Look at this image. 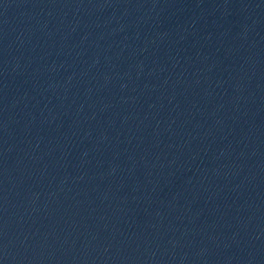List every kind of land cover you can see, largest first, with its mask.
I'll list each match as a JSON object with an SVG mask.
<instances>
[{
  "label": "water",
  "instance_id": "obj_1",
  "mask_svg": "<svg viewBox=\"0 0 264 264\" xmlns=\"http://www.w3.org/2000/svg\"><path fill=\"white\" fill-rule=\"evenodd\" d=\"M0 264H264V0H0Z\"/></svg>",
  "mask_w": 264,
  "mask_h": 264
}]
</instances>
